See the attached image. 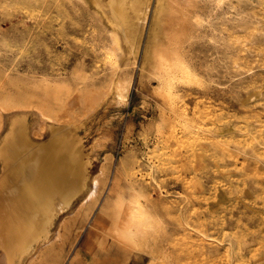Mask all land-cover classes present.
<instances>
[{"label": "rangeland", "instance_id": "1", "mask_svg": "<svg viewBox=\"0 0 264 264\" xmlns=\"http://www.w3.org/2000/svg\"><path fill=\"white\" fill-rule=\"evenodd\" d=\"M91 3L0 0V104L12 106L3 110L0 147L10 124L22 117L35 128L34 141L50 138L52 120L38 108L42 93L62 84L80 118L72 132L88 163L87 189L58 214L53 230L59 232L43 254L55 249V264H81L116 172L122 188L140 193L159 219L143 249L121 251L117 264H264V0H229L231 14L220 10L213 26L194 31L187 56L213 84L180 93L177 106L201 125L191 132L172 118L168 99L156 94L157 82L141 69L155 0L137 56ZM107 49L117 54L116 67ZM120 89L124 98L116 94ZM97 95L100 103L93 105ZM41 119L43 134L34 135ZM9 169L0 156V182ZM108 222V229L102 224L96 230L93 248L112 242Z\"/></svg>", "mask_w": 264, "mask_h": 264}, {"label": "bare ground", "instance_id": "2", "mask_svg": "<svg viewBox=\"0 0 264 264\" xmlns=\"http://www.w3.org/2000/svg\"><path fill=\"white\" fill-rule=\"evenodd\" d=\"M152 1L93 0L95 3L91 4L99 6L101 17L109 27L113 28V34H116V31L121 32L129 50L137 56ZM228 2L229 0H155L153 5L149 39L143 52L141 69L143 72L147 70L157 82L156 94L168 99L167 105L173 112L172 118L182 119L180 128L183 127L185 132H191L197 125L192 123L194 120H189L185 110L177 106L176 102L180 98V93L187 87L201 88L213 84L188 58L187 45L193 40L194 31L198 32L207 25L213 26L212 20L220 10L231 14L230 10L233 7L228 5ZM202 3L206 5L204 7L207 11L206 14L201 12ZM227 5L229 10H225ZM113 36L116 37V35ZM209 39L212 42L216 40L215 37ZM223 44L225 45V43ZM107 55L110 64L116 67L119 62H117V54L113 50L107 49ZM60 85L62 84H55L48 88L46 93H42L46 94L45 100L40 103L41 107L38 108L40 111L35 110L37 113L39 111L44 119H51L54 123L48 124L51 130L50 138L41 143L34 141L32 131L35 128L33 127L32 130L30 120L27 117H22L10 124L8 132L4 136L3 146L0 147V156L7 168L10 167L0 182V187L3 188V191L5 190L3 197L0 195L2 198L0 199V264H37L38 261L35 262V260L38 257L42 258L39 264H55L53 260L55 249H51L46 254H43L42 250L54 239L53 227L56 224V217L64 209L70 207L73 201L87 189L88 163L85 160L82 147L77 145L79 138L74 134L77 131L73 128L80 118L75 116L73 107L64 97L65 89H63V85ZM129 85L131 84L128 83L127 87ZM115 86L117 89H122L117 81ZM121 89L116 94L124 98L125 95L121 93ZM99 98V95L95 96L93 105L99 102ZM22 103V105L27 104V102ZM6 107L0 104V129L3 122V110L5 112L8 109L12 110V106L11 109ZM93 107L95 108V106ZM86 110L88 111V109ZM76 119L78 120L76 121ZM167 121L168 118H162L163 123ZM43 123L44 121L40 123L41 127L38 126L40 131L35 132V130L34 135L43 134L45 129ZM62 123H69L70 126L68 124L67 127L61 126ZM199 127L197 126V128ZM73 130L74 132H72ZM170 134L167 133V135ZM173 136H175L174 132ZM155 172L157 171L155 170ZM147 173L149 172L147 171ZM100 180H98L99 184ZM107 182L106 177L102 182L103 186H106ZM131 184L134 186L132 182ZM98 215L97 222L95 219L89 240H87L86 250L88 252L78 256L81 264H117V257L121 251L126 256L128 252L125 251H129L131 248L133 250L143 249V244L148 242L159 224L158 217L153 209L143 202L140 193L134 188H128V190L122 188L121 178L117 176L116 172L109 181L107 193ZM107 220L111 221L108 233L111 235L112 242L100 241L99 249H95L93 248L95 232L97 233L96 230L99 229V226L104 225ZM63 224L61 223V225ZM104 227L107 228V225ZM60 236L62 237V234ZM90 253L91 255H89ZM149 264H154V262L151 260Z\"/></svg>", "mask_w": 264, "mask_h": 264}]
</instances>
